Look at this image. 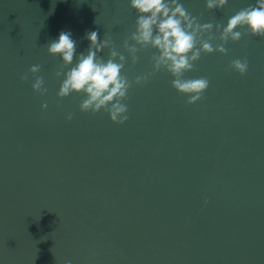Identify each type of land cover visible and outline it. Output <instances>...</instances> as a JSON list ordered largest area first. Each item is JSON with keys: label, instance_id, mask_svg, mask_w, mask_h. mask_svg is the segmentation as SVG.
<instances>
[{"label": "water", "instance_id": "obj_1", "mask_svg": "<svg viewBox=\"0 0 264 264\" xmlns=\"http://www.w3.org/2000/svg\"><path fill=\"white\" fill-rule=\"evenodd\" d=\"M178 2L223 27L256 0ZM136 18L129 0H0V264H264V37L202 55L185 78L210 84L191 105L164 70L129 89L124 124L57 98L46 48L62 31L77 54L90 31L110 38L130 80L152 72L155 50L133 65L121 47ZM244 58L243 76L228 69ZM36 64L44 96L20 80Z\"/></svg>", "mask_w": 264, "mask_h": 264}, {"label": "clouds", "instance_id": "obj_2", "mask_svg": "<svg viewBox=\"0 0 264 264\" xmlns=\"http://www.w3.org/2000/svg\"><path fill=\"white\" fill-rule=\"evenodd\" d=\"M226 4L227 0H205V9L212 12ZM129 8L137 18L134 31L121 47L133 65L137 62L138 51L155 50L149 74L137 75L130 80L124 74L125 55L113 46L110 38L98 39L97 31L86 33L85 39L89 42L86 53L77 54L76 41L66 31H62L58 39L51 41L46 48L49 56L59 57L61 62L55 72L58 79L63 76L57 98L82 95L84 99L79 104L80 112L95 115L105 111L114 124L127 121L128 106L125 101L129 89L133 85H142L150 75L166 71L173 78L171 87L178 94L190 97L187 104L191 105L201 98L210 84L207 77L185 78L186 73L194 70L202 55H226L228 42H239L245 34L254 38L264 37V0H256L254 5L242 8L223 27L220 23H199V17L192 16L178 0H129ZM214 27L218 37L212 35ZM217 40L218 43H214ZM103 50L108 51L107 59L100 55ZM228 69L243 76L248 70V61L246 58L234 59ZM40 71L39 64L33 65L20 80L25 82L32 77V91L44 96L47 89L43 87V77L38 75ZM47 107L44 103L41 110ZM72 118L73 113H68L66 120Z\"/></svg>", "mask_w": 264, "mask_h": 264}]
</instances>
